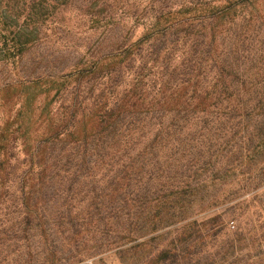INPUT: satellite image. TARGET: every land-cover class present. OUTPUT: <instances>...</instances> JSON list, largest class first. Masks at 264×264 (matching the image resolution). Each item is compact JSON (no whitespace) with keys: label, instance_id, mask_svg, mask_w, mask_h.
<instances>
[{"label":"trees","instance_id":"obj_1","mask_svg":"<svg viewBox=\"0 0 264 264\" xmlns=\"http://www.w3.org/2000/svg\"><path fill=\"white\" fill-rule=\"evenodd\" d=\"M226 4L77 69L58 90L68 96L61 117L46 94L33 105L40 123L28 108L24 123L0 125V264H123L133 235L142 257L149 236L205 211L225 179L264 183V0L255 12ZM199 231L190 223L175 240ZM170 255L166 246L152 261Z\"/></svg>","mask_w":264,"mask_h":264},{"label":"rangeland","instance_id":"obj_2","mask_svg":"<svg viewBox=\"0 0 264 264\" xmlns=\"http://www.w3.org/2000/svg\"><path fill=\"white\" fill-rule=\"evenodd\" d=\"M228 1L238 3L232 10L240 12L247 6V11H254L260 0H0V89H5L2 102L9 101L0 105V125L6 121L24 123L29 117L27 109L32 111L33 105L38 109L46 94L50 116L57 113L61 117L68 96L59 92L60 85L73 79L77 69L114 58L113 46L120 42L132 45L147 31L169 35L188 21L196 24L216 8L225 9ZM118 31L126 37L120 39ZM38 80L55 83L40 89L32 85ZM38 114L33 110L31 123H40L36 122ZM159 129L148 128L152 133ZM190 130L203 134L200 128ZM216 130L224 135L232 131L228 127L212 131ZM219 145L224 156L220 170L227 164L226 140ZM16 152L20 153V147ZM237 181L233 178L226 185L225 179L223 190L205 211L191 209L188 221L196 224L198 233L176 241V236L190 229L188 221L176 219L161 237L149 236L142 257L135 250L142 239L133 235L127 244L132 248L131 259L123 264H264V183L248 189ZM206 221L210 223L204 227ZM166 246L170 257L154 263ZM87 264L122 263L107 259L101 263L88 260Z\"/></svg>","mask_w":264,"mask_h":264},{"label":"built area","instance_id":"obj_3","mask_svg":"<svg viewBox=\"0 0 264 264\" xmlns=\"http://www.w3.org/2000/svg\"><path fill=\"white\" fill-rule=\"evenodd\" d=\"M230 227L232 228V229H234L235 228V226L232 224V225H230Z\"/></svg>","mask_w":264,"mask_h":264}]
</instances>
